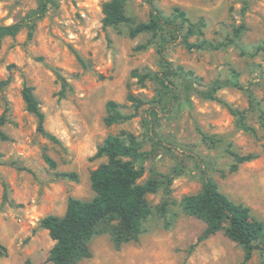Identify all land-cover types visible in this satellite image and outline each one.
Masks as SVG:
<instances>
[{
    "label": "rangeland",
    "instance_id": "374dc122",
    "mask_svg": "<svg viewBox=\"0 0 264 264\" xmlns=\"http://www.w3.org/2000/svg\"><path fill=\"white\" fill-rule=\"evenodd\" d=\"M104 1L0 0V24L21 25L0 43V115L8 117V138L0 139V264H51L54 242L40 219L62 216L70 196L93 197L90 172L106 160L94 156L97 147L122 130L135 136L141 155L131 162L140 181H158L146 195L151 212L138 239L119 247L117 220L102 222L88 241L92 256L79 264H264L261 241L246 262L223 231L197 242L205 223L179 206L210 179L264 222V0H154L179 33L162 26L133 37L130 29L152 17L149 4L128 0V21L104 27ZM162 58L181 71L168 73ZM132 71L157 73L162 82L140 84ZM24 84L57 142L36 130ZM128 94L141 99L136 108ZM108 100L133 116L106 125ZM230 150L256 157L232 171Z\"/></svg>",
    "mask_w": 264,
    "mask_h": 264
},
{
    "label": "trees",
    "instance_id": "16d2710c",
    "mask_svg": "<svg viewBox=\"0 0 264 264\" xmlns=\"http://www.w3.org/2000/svg\"><path fill=\"white\" fill-rule=\"evenodd\" d=\"M150 6L151 19L147 23H139L129 31L130 36H136L142 32L156 33L162 26L169 27L173 32L179 33L181 29L163 15L154 4V0H145ZM128 0H105L102 5V24L104 27L117 26L128 21L125 7ZM45 8L42 4L41 9ZM176 16L188 26L187 34L194 32L192 23L184 10L176 7ZM19 23L0 24V43L5 36H15L20 30ZM240 29H237L239 32ZM31 35V31L29 32ZM187 48L202 47V44H190ZM145 48V45H140ZM163 65L168 73L181 71L178 67L172 70L171 64L164 58ZM62 80V89L66 81L59 73ZM140 84L147 78L162 79L157 73L132 71ZM21 96L28 112L37 118L36 130L48 139L57 142L53 134L44 127V113L33 93L31 85L24 84ZM127 99L134 103L135 108L141 103V99L132 94ZM107 115L104 119L106 125L122 122L130 119L132 114H125L119 110V104L114 100L106 102ZM154 113H156L154 111ZM8 121L5 112L0 115V139H7V134L2 126ZM234 163L230 170H236L238 164L250 161L256 156L253 153L239 154L229 151ZM135 136L126 131L117 134H108L97 147L95 157H105L106 160L96 166L89 175L91 189L94 192L92 198L82 200L73 196L68 197L65 212L62 216L48 214L40 219V225L48 231L53 240V246L49 250L48 261L51 264H79L83 259L92 256L88 241L97 233V227L104 221L116 219L118 227L113 239L116 247L122 242L137 240L142 231V223L151 212L146 195L155 192L158 181L148 178L141 182L142 170L136 168L131 160L139 158ZM45 160L54 167V162L45 156ZM64 176L74 177L73 173H64ZM179 206L188 215L194 216L205 223V227L197 238L202 241L218 231L223 233L243 251V262L248 261L253 251L258 248V242L264 245V222L252 220L249 207L232 201L225 193L221 192L217 184L207 179L201 189L192 194H185L179 200ZM4 247L0 243V254ZM21 264H32L25 260Z\"/></svg>",
    "mask_w": 264,
    "mask_h": 264
}]
</instances>
